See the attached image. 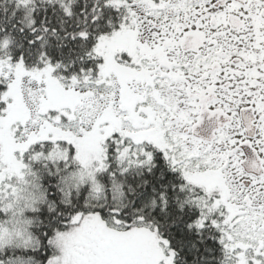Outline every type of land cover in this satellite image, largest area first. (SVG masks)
Returning <instances> with one entry per match:
<instances>
[{"label": "snow or ice", "instance_id": "obj_1", "mask_svg": "<svg viewBox=\"0 0 264 264\" xmlns=\"http://www.w3.org/2000/svg\"><path fill=\"white\" fill-rule=\"evenodd\" d=\"M0 264H264V0H0Z\"/></svg>", "mask_w": 264, "mask_h": 264}]
</instances>
